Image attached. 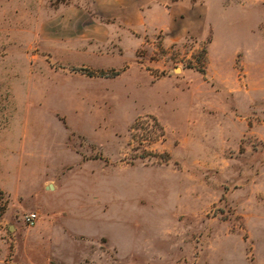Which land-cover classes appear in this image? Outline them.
<instances>
[{
  "label": "rangeland",
  "instance_id": "1",
  "mask_svg": "<svg viewBox=\"0 0 264 264\" xmlns=\"http://www.w3.org/2000/svg\"><path fill=\"white\" fill-rule=\"evenodd\" d=\"M0 261L264 264V0H0Z\"/></svg>",
  "mask_w": 264,
  "mask_h": 264
},
{
  "label": "built area",
  "instance_id": "2",
  "mask_svg": "<svg viewBox=\"0 0 264 264\" xmlns=\"http://www.w3.org/2000/svg\"><path fill=\"white\" fill-rule=\"evenodd\" d=\"M24 221L26 224L28 225H33L36 220L38 219V214L35 212H28L26 214H24Z\"/></svg>",
  "mask_w": 264,
  "mask_h": 264
},
{
  "label": "crops",
  "instance_id": "3",
  "mask_svg": "<svg viewBox=\"0 0 264 264\" xmlns=\"http://www.w3.org/2000/svg\"><path fill=\"white\" fill-rule=\"evenodd\" d=\"M0 264H3V263L0 261Z\"/></svg>",
  "mask_w": 264,
  "mask_h": 264
}]
</instances>
